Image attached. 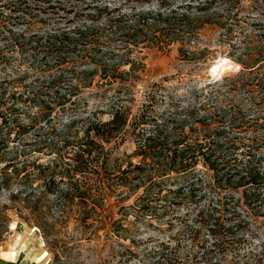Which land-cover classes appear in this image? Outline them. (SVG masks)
Here are the masks:
<instances>
[{
	"label": "rangeland",
	"instance_id": "1",
	"mask_svg": "<svg viewBox=\"0 0 264 264\" xmlns=\"http://www.w3.org/2000/svg\"><path fill=\"white\" fill-rule=\"evenodd\" d=\"M92 2L0 0V58L5 60L0 63V140L7 147L1 144L0 167L11 164L22 174L11 177L8 188L0 187V213L8 217L0 232V264H264V186L260 196L247 199L243 189L219 185L201 163L196 175L174 177L167 184L172 192L154 191L159 200L151 206L157 216L136 213L143 189L127 199L130 190L122 187L104 200L96 220L82 226L76 208L67 209L61 219L58 195L44 196L38 189L36 165L49 160L45 152L38 153V130L48 127L50 119L60 130L79 119L72 130L83 129L82 119L107 121L112 109L122 105L132 115L148 110L157 124L170 128L184 122L188 146L201 144L202 152L217 139L207 133L225 129L220 141H236L237 148L222 158L256 165L264 173V0L136 3L137 8L173 7L202 15L199 34L129 52L118 43L116 51L135 62L130 75L123 74L130 65L121 64L123 75L114 81L99 69L78 95H65L93 64L72 60L61 69L48 68L56 59L45 56L40 46L49 34L76 37L77 29L88 28L95 13ZM97 36L94 31L83 35L89 49L99 42ZM219 57L233 60L236 69L215 79L210 69ZM61 74L64 78L56 82ZM50 103L53 112L44 120L41 111ZM155 126L150 123L147 133ZM137 147L129 137L113 159L123 166L140 164ZM193 181L197 185L190 189ZM65 185L60 184L64 191ZM179 186L182 194L176 193ZM169 202L178 204L169 207Z\"/></svg>",
	"mask_w": 264,
	"mask_h": 264
},
{
	"label": "trees",
	"instance_id": "2",
	"mask_svg": "<svg viewBox=\"0 0 264 264\" xmlns=\"http://www.w3.org/2000/svg\"><path fill=\"white\" fill-rule=\"evenodd\" d=\"M95 1L98 3H93ZM107 1L93 0L89 4V7L95 10V13L89 16L91 24L88 28L77 29L76 37H72L68 32L52 33L41 43L40 51L45 56L52 55L56 59L55 65L48 68L61 69L72 60L74 64H93V69L82 72L81 83L72 85L65 95H78L91 83L99 69H103V76L113 81L123 74L130 75L135 62L131 58L125 59L124 53L116 51L118 43H121L122 50L128 52L140 45L150 47L166 43L169 46L171 43L182 41L184 37L194 39L202 25V15L197 13L179 12L178 8L173 7L161 9L169 0H160L161 6L158 8L143 6L137 8L136 3L150 0H111L113 3ZM22 5L25 8V4ZM87 31H94L98 35L99 42L90 49L88 42L83 40V35ZM77 52L79 56H72V53ZM0 63L5 64V60L0 58ZM121 64L132 67L129 72L122 74L118 72ZM63 78L64 75L61 74L56 82ZM123 88L129 90L128 87ZM53 109L51 103L43 108L42 118L49 119ZM148 114V110H142L139 114L132 115L131 109L122 105L112 109L110 119L107 121L93 117L82 119L85 124L83 129L72 130L79 119L71 121L65 130L52 125L50 119L46 123L49 124L48 127L38 130V153L45 152L49 157L46 162L38 160L36 165L38 189L43 190L44 196L58 195L61 219L64 218L67 209L76 208V221L86 226L89 220H96L95 214L103 207L104 200L110 194L119 193L122 187L130 190L125 193L127 199L143 189L144 193L136 201L138 207L135 209L136 213L157 216L156 207L151 206L159 200L153 196L154 191L166 188L172 192L173 187H167V184L174 177L178 179L196 175V166L199 163L214 173L219 185L235 191L243 189L247 199L249 195L262 194L264 173L259 167L251 164L242 166L238 161L232 162L222 158L224 153H231L237 148L236 141H220L219 138L225 134V129L218 127L208 132L207 137L212 133L217 139H213V144L207 152H202L201 144L188 146L184 122L176 123L170 128L166 123L157 124ZM150 123H155L156 126L152 133L148 134L147 128ZM25 132L27 131L20 135H24ZM129 137L135 138L138 146L135 155L140 157L142 162L140 164L127 162L126 166H123L113 159V154ZM1 144L4 145L5 140H0V154L3 152ZM4 148L7 147L4 145ZM197 155H201L202 160H199ZM11 168L14 170L13 173H9ZM18 173L14 165L0 167V187L8 188L11 177L22 175ZM25 176L28 174L23 175ZM64 182H67L66 191L60 186ZM196 185L197 183L193 181L190 189H194ZM176 189V193L182 194L184 187L179 186ZM39 203L40 201L38 205ZM177 204L169 202V207ZM38 214L40 218L43 217L40 208ZM7 221L8 217L0 213V232L6 228ZM38 224L40 228H44L42 223Z\"/></svg>",
	"mask_w": 264,
	"mask_h": 264
},
{
	"label": "bare ground",
	"instance_id": "3",
	"mask_svg": "<svg viewBox=\"0 0 264 264\" xmlns=\"http://www.w3.org/2000/svg\"><path fill=\"white\" fill-rule=\"evenodd\" d=\"M236 69V64L233 60L225 57H219L213 64L211 69V75H224L230 73Z\"/></svg>",
	"mask_w": 264,
	"mask_h": 264
},
{
	"label": "built area",
	"instance_id": "4",
	"mask_svg": "<svg viewBox=\"0 0 264 264\" xmlns=\"http://www.w3.org/2000/svg\"><path fill=\"white\" fill-rule=\"evenodd\" d=\"M211 69H212V68H211ZM211 69H210V70H211ZM211 77H213V78H215V79H216V77H215V76H211ZM216 81H218V80H216ZM216 81H215V83H216Z\"/></svg>",
	"mask_w": 264,
	"mask_h": 264
}]
</instances>
